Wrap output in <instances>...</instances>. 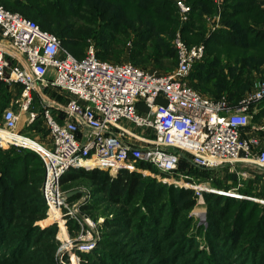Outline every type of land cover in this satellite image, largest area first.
<instances>
[{
	"label": "built area",
	"instance_id": "2783aa9c",
	"mask_svg": "<svg viewBox=\"0 0 264 264\" xmlns=\"http://www.w3.org/2000/svg\"><path fill=\"white\" fill-rule=\"evenodd\" d=\"M211 1L217 8V14L206 17L212 32L219 26L223 0ZM175 5L181 21H186L189 6L181 0ZM174 47L177 66L164 74L101 61L93 46L79 60L53 34L0 5V88L22 89L23 112H28L35 92L47 131L42 141L22 134L20 115L7 108L1 119L0 147L22 148L40 157L45 172L42 199L48 212L60 215L66 206L60 185L72 169H98L112 176L126 170L176 185L183 154L203 169L242 163L264 170V121L251 127L264 100V81L236 105L226 99L213 101L188 84L194 65L204 57V45L188 46L177 34ZM53 89L68 99L63 107L42 93ZM57 112L62 123L54 116ZM34 120L30 113L28 125ZM123 121L139 128L140 134L124 127ZM179 179V187H193ZM49 199L54 209H48Z\"/></svg>",
	"mask_w": 264,
	"mask_h": 264
},
{
	"label": "trees",
	"instance_id": "16d2710c",
	"mask_svg": "<svg viewBox=\"0 0 264 264\" xmlns=\"http://www.w3.org/2000/svg\"><path fill=\"white\" fill-rule=\"evenodd\" d=\"M181 1L189 6L190 10L184 22L181 21L179 10L175 5L176 0H0V5L34 21L42 30L53 34L60 41L61 46L79 60L84 58L88 47L93 46L96 57L101 61L119 64L126 59L142 70H147L148 66H154L159 71L170 72L177 66L174 47L177 34L188 46L203 44L205 54L203 59L194 65L188 77L189 86L213 101L226 99L229 103L236 105L250 94L254 87L249 82L246 86L243 76L246 73L250 74L253 69L264 66V0H223L219 26L212 32L206 23V17L217 14L216 5L211 0ZM12 89H16V93L22 90L20 87ZM12 89L2 86L0 93L4 90L12 92ZM0 98L5 101L4 96L0 95ZM67 101L66 98L65 102ZM5 109L7 107L0 115V125ZM37 109H40L42 122H33L21 133L42 141L46 138L47 131L44 128L41 99L34 92L28 112ZM262 116H264V100L257 107L253 123L259 121ZM42 124L43 127H41ZM27 132H33L34 135ZM0 158L3 166V171H0V203L6 210L0 214V242L13 245L9 250L11 257L3 254L2 257L5 259L0 260V264H32V260H26L24 257V253L28 251L25 252L22 246L28 245L32 249L46 237L51 238L54 235L49 229L38 231L37 227L32 226L39 213L46 212L47 208L40 191L39 197L37 195V198L33 199L34 204L25 203L17 208L19 203L15 200L17 204L12 207L13 209H6L8 193L14 191L17 193L14 197L17 196L19 199L21 190L24 189L23 184L14 186L17 185V181L14 176L6 173V169L21 161H35L41 167L38 166L34 170V176L37 177L38 182L42 181L43 185L45 174L43 162L34 152L13 146L5 149L0 147ZM241 164L237 163V165ZM139 166L154 173L157 172L147 163H140ZM195 167L197 166L188 157L181 154L175 176L182 172L184 174V170L190 172L189 168L192 169L193 174L214 171L213 169L198 170ZM86 175L100 179L103 192L107 194L110 201L116 204L123 203V197L134 194L140 187L141 179H144L142 174L126 170H121L112 176L108 171L98 169L89 171L79 168L72 169L63 175L61 184ZM145 179L146 182L142 185L149 184L156 187L162 183L150 176ZM249 183L253 184L244 182L243 187L236 189L237 195L242 198L214 193L209 195L212 197L207 218L210 229L214 226L219 229L223 228L219 236L227 241V247L234 248L233 256L242 250L241 260L238 259V262L233 264H264V216L260 214V211L264 212V193L252 190V187L247 186ZM168 186V190H176V186ZM244 186L248 190H244ZM177 189L176 191L183 192L181 187ZM221 190L229 192L228 189ZM150 192L153 191L148 193ZM183 193L185 197L190 198L195 192L184 191ZM199 194L207 197L206 192H199ZM193 197L197 198L196 195ZM170 202L171 200H167L159 205L160 210L155 218H158V215L170 206ZM179 204L182 207L171 208L169 211L173 212L175 209H178L176 211H189L194 205L193 199L189 202H184L182 199ZM25 207L33 208L27 211L23 210L26 209ZM10 211L15 212L9 216ZM15 221H21V223L14 224ZM124 224H126L125 221ZM122 225L121 221L114 225L110 222L104 224V227L111 229V233L103 236V239L113 237L115 234L120 235L121 230H115L113 226L120 228ZM11 226L17 229L9 238ZM136 228L137 225L133 231ZM153 229V227L146 226L144 227L145 232H136L137 239L135 240L142 243L144 246L142 250L146 251V255L151 253L150 256H152L158 253L156 264H186L190 257L187 251L191 244L183 241L178 247L175 245L176 250H168V252L163 246L164 239L170 237V242L166 247L176 243L175 240H171L172 236H168L169 230L163 236L151 239L147 235L152 233ZM3 231L5 235L1 236ZM16 244L19 246L14 248ZM101 244L107 248L105 250H108L110 257H118L127 264H138L136 260H133L134 256L124 257L115 252L116 248L119 249L118 251L125 250L124 245L119 246L117 243L109 242ZM150 256L144 257L142 264H152ZM82 258L86 259L84 255ZM101 258H95L97 263L96 261L88 262L90 264H116L115 261H117V259H109L108 262H106L108 259L100 261Z\"/></svg>",
	"mask_w": 264,
	"mask_h": 264
},
{
	"label": "rangeland",
	"instance_id": "374dc122",
	"mask_svg": "<svg viewBox=\"0 0 264 264\" xmlns=\"http://www.w3.org/2000/svg\"><path fill=\"white\" fill-rule=\"evenodd\" d=\"M122 61V63H129L126 59ZM146 69V71L151 73H169V71H159L155 69L154 66H148ZM245 75L243 78L244 82H246V86L249 82L253 87L257 83L264 81V66L262 68L253 69L250 74L246 73ZM8 90H4L0 93V95L5 98V101L0 98V115L5 107L17 111L20 115L19 131L28 126V113L29 115L30 113L35 115L34 122H42L39 111L40 109L35 111L32 110L31 112H23L19 106L21 102V92L16 93V89H12V93ZM246 92H248V90ZM42 93L49 100H52L59 108L63 107L66 103V98L62 94L60 95L58 90L53 89ZM57 114L59 113L57 112ZM252 121L253 120H251V127L253 124ZM121 124L132 132L137 134H140L141 132L139 128L127 121H123ZM21 126L22 129L20 130ZM41 127H43V124ZM27 133L34 135L33 132ZM246 136H248V134H245V137ZM38 166L39 168L41 167L40 164L35 161H21L16 164L14 163V165L6 169V173L9 176L15 177V180L17 181V185H14L15 187L21 184L24 185V189L21 190L19 199L17 196L16 198L14 197V195L17 194L14 191L8 193V201L5 205L6 209L12 210V207L17 203H19L17 208L25 203H35L33 199H36L37 195L39 197L40 191L42 193L43 186L41 183L42 181L38 182L37 177L34 176V170ZM16 168L18 169L15 170ZM195 168L198 170H205L200 167ZM189 169L190 172L184 170V174H182V172L177 175L183 178L182 180L184 181L182 182L184 184L187 183L190 186H206L209 189V192H206L207 197L203 194L196 193L195 189L184 187V185L181 187L182 191L195 192L193 193V196L196 195L197 198L193 196L190 198L185 197L183 192L176 191L179 186L174 184L172 185L176 186V190H168L169 186L165 182L160 183L161 185L156 187L149 184L142 185L146 182L145 178L149 177L143 174L142 176L144 179H141V182L139 183L140 187L136 189L134 194L123 197V203L121 204H116L113 203V201H110L107 194L103 192V185L100 179L94 178L93 176H81L70 182H66L63 185L61 184L60 192L66 196V206L62 208L61 214L59 215L58 213L54 214L52 212L43 211L39 213V216L36 217L32 224V226L38 228V231L49 229L54 234L51 237L52 239L46 237L32 249H30L28 245H23V250L25 252L28 251L24 253V257H26V260H32V264H90L89 262L92 261H96L97 263V260H95L96 257H102L100 261L108 259L106 261L108 262L109 259H117V261H115L116 264H127L118 257H110L108 255V250H105L107 248L103 247L101 243L109 242L111 244L117 243L119 246L124 245L126 247L125 250L118 251L119 249L116 248L117 251L115 252L124 257L134 256L135 258L133 260H136L138 264H142L144 260L143 258L150 256L151 253L146 255V251L142 250L144 248L142 243L135 240L137 239L136 232H145L144 227L148 226L154 228V231L147 235L151 239L161 237L169 230L168 236H172L171 240H175L176 243L166 247L170 242V237L164 239L163 246L164 249L167 248V251L176 250L179 243L183 241H187L188 243L186 244H191L187 251L190 257L187 259L186 264L237 263V260H241L242 258V250L236 256H233L232 252L234 248L227 247V241L223 240L222 236H219V232H222L223 228L219 229V227L214 226L213 229H210L209 227L207 219L208 207L211 202L210 199L212 198L209 197V195L211 193L222 195L227 193V191L221 189L236 191V189L243 187L244 182L253 183H249L247 186L249 188L252 187V190L259 193H264V170L247 164L222 165L218 168H214V171L210 173L197 172L196 174H193L191 173L192 169ZM0 171H3L1 158ZM178 176L175 177V180L181 183V180L179 179L180 177ZM244 187V190H248L246 186ZM151 190L153 192L148 193ZM69 194L70 196L68 197ZM182 199L184 202H189L193 199V208L189 211H176L178 209H175L176 212L169 211L171 208L182 207L179 204ZM15 200L17 203H15ZM167 200H171L170 206L164 209L158 215V218H155L160 210L159 205ZM259 202L262 203V201ZM25 208L26 209L23 210L30 211L33 207ZM51 208L54 209V207H50V209ZM5 211L6 210L2 208V204L0 203V214ZM12 212L14 213L15 211L8 212V215H13ZM261 213L262 216H264V212L260 211V214ZM171 215L174 216L171 217ZM120 221L123 222L122 227L116 228L113 226L115 230H121L120 235L117 236L115 234L113 237L103 239V236L111 233V229L104 227V224L110 222L111 225H114ZM124 221L126 224H124ZM20 223L21 221H15L14 224ZM136 225L137 228L133 231ZM16 229L15 226H11L9 238L14 235L13 232ZM51 232L49 233L51 234ZM4 235L5 231L1 233V236ZM175 245H177V247H175ZM18 246L19 245L16 244L14 245V248H17ZM88 246H91V249H87ZM10 247H13L12 243L2 244L0 242V260L5 259V257H2L3 254L4 256H10ZM72 249H74V251ZM81 249L84 250L81 251ZM71 254H74L72 257H75L76 259L72 260L70 258ZM156 254L150 256L152 258L150 263L156 264ZM83 255L86 257L87 261L86 259L83 260ZM244 256L245 255H243V257Z\"/></svg>",
	"mask_w": 264,
	"mask_h": 264
},
{
	"label": "bare ground",
	"instance_id": "6f19581e",
	"mask_svg": "<svg viewBox=\"0 0 264 264\" xmlns=\"http://www.w3.org/2000/svg\"><path fill=\"white\" fill-rule=\"evenodd\" d=\"M171 184H175L173 182H171ZM176 185H180V183H176ZM185 186V185H184ZM190 188V187H189ZM192 189L195 188L198 191H202V192H209V189L206 186H193L191 187ZM238 193L236 191H229L227 193H224V195L229 196V197H239L242 198L241 196L237 195ZM49 209L50 207H54L53 202L51 201V199H49ZM52 209V208H51ZM202 215V214H201ZM202 217V216H201ZM76 259L75 257H72V260Z\"/></svg>",
	"mask_w": 264,
	"mask_h": 264
},
{
	"label": "crops",
	"instance_id": "0c3cea01",
	"mask_svg": "<svg viewBox=\"0 0 264 264\" xmlns=\"http://www.w3.org/2000/svg\"><path fill=\"white\" fill-rule=\"evenodd\" d=\"M208 17V16H207ZM206 23H207V21H206ZM207 25H209L208 23H207ZM209 27V26H208ZM60 94V93H59ZM61 95V94H60ZM54 116H55V118L60 122V123H62V115L60 114H57V113H54ZM28 117H29V113H28ZM260 120L259 121H257V122H254L253 124H258V123H260V122H262V121H264V116H262L261 118H259ZM27 121H28V119H27ZM18 129H19V123H18ZM22 129V126L20 127V130ZM22 131V130H21Z\"/></svg>",
	"mask_w": 264,
	"mask_h": 264
},
{
	"label": "water",
	"instance_id": "95a60500",
	"mask_svg": "<svg viewBox=\"0 0 264 264\" xmlns=\"http://www.w3.org/2000/svg\"><path fill=\"white\" fill-rule=\"evenodd\" d=\"M70 196V194L68 195V197Z\"/></svg>",
	"mask_w": 264,
	"mask_h": 264
}]
</instances>
